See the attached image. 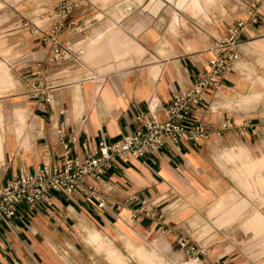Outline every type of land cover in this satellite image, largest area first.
I'll return each mask as SVG.
<instances>
[{"label": "crops", "instance_id": "1", "mask_svg": "<svg viewBox=\"0 0 264 264\" xmlns=\"http://www.w3.org/2000/svg\"><path fill=\"white\" fill-rule=\"evenodd\" d=\"M74 1L60 17L61 2L45 0L37 17L0 0V185L60 162L66 145L84 156L102 135L130 131L152 96L163 118L174 92L208 67L213 41L246 17L244 0ZM56 21L77 58L54 60L52 40L32 30ZM237 49L190 116L211 129L207 139L116 160L96 183L101 206L84 191L51 192V205L0 220V264H129L119 249L133 264H264V4ZM181 238L206 253L192 258Z\"/></svg>", "mask_w": 264, "mask_h": 264}, {"label": "built area", "instance_id": "2", "mask_svg": "<svg viewBox=\"0 0 264 264\" xmlns=\"http://www.w3.org/2000/svg\"><path fill=\"white\" fill-rule=\"evenodd\" d=\"M57 14L65 17L75 5L74 0H59ZM246 17H237L231 22L226 33L216 38L210 45L211 57L208 67L204 68L196 79L187 86L174 92L168 105L164 108V117L156 114L157 101L152 96L147 102V111L140 110L134 115L135 125L130 131L122 132L119 137L108 140L102 135L96 146L84 154H73L71 146L66 145L62 160L58 163H45L33 171L21 172L0 185V220L6 221L17 216L22 207L36 208L42 203L51 205L50 193L58 192L68 196L76 191H84L103 205V197L96 189V183L104 178L105 173L116 160L126 163L130 159H139L146 153H156L165 145H175L182 141H201L209 137L211 129L206 127L199 117L190 120L192 112L200 110V100L207 89H217L222 82V75L234 68L239 57L237 49L241 33L248 22H256L264 0L242 1ZM60 21L54 22L49 31L34 25L32 30L41 34L43 40L53 42L54 60L67 57L77 58L73 49L63 43L57 36ZM33 91L41 94L44 100L50 99V93L35 87ZM210 109L213 106L208 103ZM149 112V113H148ZM148 113V114H147ZM232 125L224 120L215 132L218 134ZM245 128L242 126L241 130ZM58 135L63 138L61 125L57 126ZM72 136L70 140H74ZM181 247H186L192 258L206 253L203 247L188 245L186 238L179 240ZM190 259V258H189Z\"/></svg>", "mask_w": 264, "mask_h": 264}, {"label": "rangeland", "instance_id": "3", "mask_svg": "<svg viewBox=\"0 0 264 264\" xmlns=\"http://www.w3.org/2000/svg\"><path fill=\"white\" fill-rule=\"evenodd\" d=\"M226 2H236L237 0H224ZM22 4V10L27 13V12H34L37 14V17L44 16L46 13V8H45V0H21ZM92 240V239H91ZM95 242V240H92ZM118 247H124L123 245H118ZM104 253L103 251H101ZM120 254L125 258V260L129 264H133L136 261V257L129 253V251H126L124 249H119Z\"/></svg>", "mask_w": 264, "mask_h": 264}, {"label": "bare ground", "instance_id": "4", "mask_svg": "<svg viewBox=\"0 0 264 264\" xmlns=\"http://www.w3.org/2000/svg\"><path fill=\"white\" fill-rule=\"evenodd\" d=\"M170 1H173V0H170ZM186 1H188V0H177V4L178 5H183V3H185ZM174 2V1H173ZM186 5V4H185ZM179 7H181V6H179ZM183 8V7H182Z\"/></svg>", "mask_w": 264, "mask_h": 264}]
</instances>
